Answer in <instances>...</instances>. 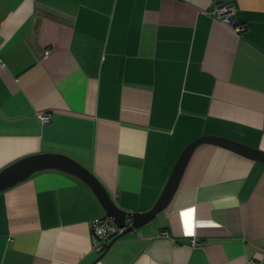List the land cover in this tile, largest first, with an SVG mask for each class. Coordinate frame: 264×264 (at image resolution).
<instances>
[{"label": "crops", "instance_id": "crops-1", "mask_svg": "<svg viewBox=\"0 0 264 264\" xmlns=\"http://www.w3.org/2000/svg\"><path fill=\"white\" fill-rule=\"evenodd\" d=\"M0 57V172L65 155L145 213L193 140L264 151V0H0ZM104 215L79 177L36 172L0 192V264H264V162L199 145L166 209L99 252Z\"/></svg>", "mask_w": 264, "mask_h": 264}, {"label": "water", "instance_id": "water-1", "mask_svg": "<svg viewBox=\"0 0 264 264\" xmlns=\"http://www.w3.org/2000/svg\"><path fill=\"white\" fill-rule=\"evenodd\" d=\"M204 143H211L238 152L252 159L264 162V151L250 147L233 139L221 136H202L193 140L182 152L174 171L154 207L145 213H133L120 207L109 190L90 169L76 160L61 154H37L23 158L0 172V192L28 179L39 171L59 169L79 177L88 184L105 209V215L98 221L111 220L122 231L106 246L107 251L120 237L138 229L152 221L172 201L186 170V167L196 150ZM128 219L132 222L128 224Z\"/></svg>", "mask_w": 264, "mask_h": 264}, {"label": "built area", "instance_id": "built-area-1", "mask_svg": "<svg viewBox=\"0 0 264 264\" xmlns=\"http://www.w3.org/2000/svg\"><path fill=\"white\" fill-rule=\"evenodd\" d=\"M211 13L216 16L219 20H222L225 23L232 25L237 32H243L246 30L245 25L237 24L234 17V9L229 5H218ZM49 52V51H48ZM47 52V53H48ZM5 63L0 57V66H4ZM43 122H47L51 120V116L49 114H42L40 116ZM122 229H120L113 221L111 220H103L96 222L94 226V243L96 245L97 250L103 251L105 247L110 243V241L117 236ZM193 245H200L196 239L193 240Z\"/></svg>", "mask_w": 264, "mask_h": 264}]
</instances>
